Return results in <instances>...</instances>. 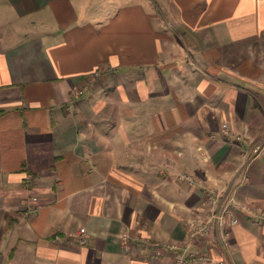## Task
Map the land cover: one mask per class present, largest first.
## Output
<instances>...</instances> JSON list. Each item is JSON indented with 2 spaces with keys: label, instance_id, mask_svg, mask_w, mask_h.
Masks as SVG:
<instances>
[{
  "label": "crops",
  "instance_id": "0c3cea01",
  "mask_svg": "<svg viewBox=\"0 0 264 264\" xmlns=\"http://www.w3.org/2000/svg\"><path fill=\"white\" fill-rule=\"evenodd\" d=\"M10 4L0 264H264V0Z\"/></svg>",
  "mask_w": 264,
  "mask_h": 264
},
{
  "label": "built area",
  "instance_id": "2783aa9c",
  "mask_svg": "<svg viewBox=\"0 0 264 264\" xmlns=\"http://www.w3.org/2000/svg\"><path fill=\"white\" fill-rule=\"evenodd\" d=\"M224 132L226 134H233V131L228 123H224L222 126ZM237 138L240 139V136L237 135ZM216 197L215 195L212 196L214 204H216V200L214 199ZM244 210H248L247 207H242ZM225 221V213L222 211V209L216 204V207L213 211L208 213L203 221L197 225L195 229H193L189 234V240L188 242L181 247L183 251H187L188 248L193 244H207L211 242V239L213 236H216L218 242L222 246L223 249H225L227 246L230 245V241L227 237V234L224 231L223 225ZM85 231H81V234L79 236L78 242L81 244L85 243ZM123 246L126 250L130 249V237L128 235H125L123 237ZM158 251L170 248V249H176L178 248L175 244H166V245H160V244H154L153 245ZM210 259L204 252H202L201 249L197 250L194 254H192L191 261H206ZM219 264H224L223 261Z\"/></svg>",
  "mask_w": 264,
  "mask_h": 264
},
{
  "label": "rangeland",
  "instance_id": "374dc122",
  "mask_svg": "<svg viewBox=\"0 0 264 264\" xmlns=\"http://www.w3.org/2000/svg\"><path fill=\"white\" fill-rule=\"evenodd\" d=\"M12 1H14V0H12ZM10 2H11V0H0V26L2 25V22H3V15L5 14V10H4V8H6L7 6H10L11 4H10ZM9 13V12H8ZM21 39V36H17L16 37V40H20ZM205 218V217H204ZM203 218V219H204ZM203 219H202V221H203ZM201 221V222H202ZM200 222V223H201ZM199 223V224H200ZM216 240H217V238H216ZM220 244V243H219ZM221 246V245H220Z\"/></svg>",
  "mask_w": 264,
  "mask_h": 264
}]
</instances>
